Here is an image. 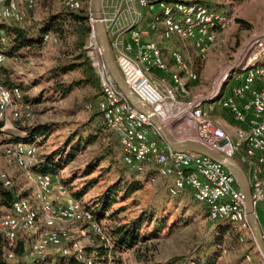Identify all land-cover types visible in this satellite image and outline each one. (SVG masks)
<instances>
[{"label": "built area", "instance_id": "1", "mask_svg": "<svg viewBox=\"0 0 264 264\" xmlns=\"http://www.w3.org/2000/svg\"><path fill=\"white\" fill-rule=\"evenodd\" d=\"M110 2L111 14L107 16L102 10V20L115 64L128 88L155 112L160 122H171L180 133L186 128L194 132L193 138L183 141L196 142L236 161L248 180L254 212L258 205L264 206V26L247 43L240 61L243 65L234 78H228V74L222 78L224 82H231L230 86L226 84L219 100L232 125L221 124L211 116L213 107L204 105L216 97L219 90L207 100L197 97L190 102L176 101V96L189 95L187 82L196 81L197 76L188 70L181 52L175 48L167 52L175 69L171 71L158 43L150 37L161 25V40L169 42L177 37L189 41L199 58L205 60L216 44L217 33L232 22L222 10L208 7L222 5L223 0ZM62 4L72 11L82 8L81 0H62ZM37 5L38 0H0V21L24 22ZM148 13L152 14L151 19L147 18ZM88 22L90 33L85 51L100 82L98 106L106 126L118 139L124 163L139 171L144 165L155 163L158 172L151 182L167 181L171 196L189 191L195 202L206 207L208 221L235 225L243 234L240 241L244 236L254 239L244 197L233 175L208 157L177 152L161 142L148 118L117 88L102 61L91 1ZM7 41L5 31L0 29V44ZM49 41L56 42V39L51 34L44 35L42 43ZM6 60V55L0 51V65ZM153 71L168 75L171 86L159 89L150 81ZM181 74L186 75L185 80ZM32 117V106L23 102L21 90L8 89L0 82L1 132L11 127V121ZM38 153L35 144L4 142L0 135V156L13 163L34 185L32 200L16 195L10 208L0 217V230L7 243L6 260H15L13 249L18 237L32 233L36 237L25 252L33 260L31 264H56V257H73L81 264H115L104 222L96 219L81 200L72 197L64 185L59 182L53 185V176L32 170L38 162ZM0 182L5 189L13 187L11 179L3 172H0ZM54 191L61 197L59 203L53 200ZM63 224L85 226V231L99 238L100 245L88 251ZM260 228L264 243V225ZM101 247L106 250L102 256L98 250Z\"/></svg>", "mask_w": 264, "mask_h": 264}, {"label": "rangeland", "instance_id": "2", "mask_svg": "<svg viewBox=\"0 0 264 264\" xmlns=\"http://www.w3.org/2000/svg\"><path fill=\"white\" fill-rule=\"evenodd\" d=\"M37 6L33 10V13L29 14L30 22L39 21L47 14L56 12L62 8L61 2L58 0H40ZM220 10L230 16L232 22L227 29L217 33L216 44L205 60L199 58L191 42L178 39L177 37H173L166 44L160 40L158 45L170 69H172L171 71L175 69L171 66L172 63L167 56V52L168 48L173 47L181 52L188 70L197 76L196 81L187 82L190 92L189 95L185 98L176 96V101L190 102L197 97H202L207 100L219 90L216 97L209 100V102H205V108H209V105L212 106L214 109L211 112L212 118L221 124L222 122H226V124L232 125L230 116L221 108V100H219L225 84L222 78L226 74L234 78V74L243 65L240 61L247 43L253 35L261 32L264 26V0H223ZM236 20H241L246 23L248 29H246L244 23H237ZM159 30L158 28V32ZM10 39L8 36L7 43L0 47L4 54H6L9 48ZM61 43L49 41L43 46H40L39 49H26L23 51L27 53V56L24 58H11L6 55L7 60L0 66V70L5 68L14 80L17 79V81L29 84V81L32 79L39 77L41 74L43 75L60 62L68 60L67 56H65L66 48H64V45L66 44L64 42ZM263 60L264 57L262 58ZM75 76V74L66 75L61 77L59 81H69ZM161 79H159L158 83L153 82L151 79L150 81L157 85L159 89H163L169 84H166L165 81V86H163L160 81ZM55 83L56 81H50L48 83L47 80L42 81L39 86L30 89L28 94L36 95L42 88H47ZM159 85L160 87L163 86V88H160ZM230 85L231 82L227 83V86ZM89 93H91V89L74 91L68 98L55 99V101L44 99L39 103L40 105L38 107L32 108L33 117L29 122L58 123L61 124L60 128H62L60 132L52 134L40 145L39 152H45L47 149L49 151L52 146L57 147L62 145L69 131L76 124L84 122L87 119L89 113L86 110L81 111L79 101L84 95H88ZM14 125L15 122L11 121V127L9 126L2 131L1 138L3 140L9 141L14 139V137H21V134L17 132ZM174 126H168V131L174 138H179L180 136H184L185 138L194 137V132L187 128L186 130L183 129L184 131L178 135L175 132ZM227 130L231 132L230 129L227 128ZM97 147L98 145L90 148V150H87L83 155L76 158L65 170H61L58 176L53 178V185L59 182V178H67L73 170L82 167L85 161L95 154V148ZM0 172L7 174L11 179L16 195L28 200L33 199V183L28 182L24 173L13 163L7 162L2 156H0ZM92 176H98L96 187L91 189L81 199L82 201H93L97 199L102 190L116 179L113 171L100 174V169H97L91 176L73 181L68 189L74 192L75 188H79L85 179L89 180ZM138 177L143 182V189L131 199L119 201V203L113 206L114 209L124 206L119 214L111 216L113 208L105 213L102 216L104 225L109 228L116 227L138 216L140 211L144 210L145 207L155 206L159 211H162L160 217L165 220L166 227L157 237L152 238L150 236L147 240L138 242L131 249L118 252L114 256L112 254L114 263L142 264L144 262H151L165 264L173 257L191 258L197 246L203 240L209 238L214 229V225L208 221L203 207L195 203L187 191L176 197L169 196V193H167L168 183H164L165 180L157 179L155 182H149L144 176L138 175ZM53 200L55 203L61 201V197L55 191L53 193ZM255 212L258 223L264 225V206L258 205L255 208ZM63 227L74 234L80 246L88 251L94 250L100 245L99 238L85 231V226L63 224ZM151 227L150 225L148 230H143V232L149 234ZM229 227L230 231L224 237L220 247V259L217 264H264V259L260 255L254 239L250 236H244V240L240 241V238L243 237L242 232L235 225L230 224ZM81 232L83 233L81 234ZM34 237L36 235L32 233L20 235V239L25 243L26 250ZM18 262L31 264L33 260L24 255ZM14 263L12 262L11 264Z\"/></svg>", "mask_w": 264, "mask_h": 264}, {"label": "trees", "instance_id": "3", "mask_svg": "<svg viewBox=\"0 0 264 264\" xmlns=\"http://www.w3.org/2000/svg\"><path fill=\"white\" fill-rule=\"evenodd\" d=\"M58 1L61 2L62 8L56 12L47 14L39 21L30 22V16L26 21L21 23L0 21V29L5 31L7 38L8 36L11 38L9 48L5 54L8 57H26L27 53L23 51L33 46H40L43 36L51 34L55 37L56 43L64 42L66 44L64 48H66L65 56H67L68 60L60 62L46 71L43 75L41 74L39 77L32 79L29 81V84L17 81V79L14 80L8 70L2 68L0 70V82L8 89L19 88L23 93V102L30 106H35L44 99H51V101H55V99H65L74 91L91 89V93L84 95L79 101V108L81 111L86 110L89 113L87 119L84 122L76 124L75 127L69 131L62 145L57 147L52 146L49 151L47 149L45 152H39L38 162L32 170L35 173L57 177L58 173L61 172V170H65L76 158L83 155L87 150H90V148L98 145V147L95 148V154L88 158L89 160L87 159L82 167L73 170L67 178H59L58 181L66 187L67 191H70L68 187L73 181L91 176L97 169H100V174L113 171L116 175V179L108 184L97 199L93 201H82L81 199L91 189L96 187L98 176H92L89 180L85 179L82 184H80L81 186L79 188H75L74 192H69L72 197L81 200L84 206L94 214L96 219L102 221V216L110 211L119 201L131 199L136 193L143 189V182L139 179L138 175L144 176L151 182V179L157 176L158 166L151 162L144 165L141 171L132 166H127L123 161L117 137L108 129L104 122L98 106L101 97L99 78L85 51L90 33L88 8L91 0H81L82 8L77 11L65 8L62 4V0ZM195 3L200 2L196 1ZM220 6L221 5H208V7L212 9H220ZM32 13L33 11L29 12V14ZM236 21L237 23H244L241 20ZM244 25L246 29H248V25L246 23H244ZM4 45L0 44V47ZM0 51L2 52L1 49ZM70 74H75L76 76L69 81H59L61 77ZM228 78H231V76ZM46 80L47 83L50 81H56V83L47 88H42L36 95L28 94L30 89L37 87L42 81ZM226 84L227 82H225L224 87ZM223 90L224 88H222V91ZM77 105L76 107H78ZM13 122H15L14 127L17 132L21 134V137H14L12 140L3 141L35 144L38 149H40V145L52 134H56L62 130V128H60L61 124L58 123H32L26 119H19ZM2 127L3 123L0 121V135L2 134ZM160 140L163 142L162 139ZM184 192H179L176 196ZM167 193H169V191ZM169 196L171 195L169 194ZM15 197L16 193L13 187L11 189H5L0 182V217L10 208ZM201 206L207 217L206 207L204 205ZM123 208L124 206L113 208L111 216L119 214ZM161 212L162 211H159L155 206H149L141 210L138 216L116 227L109 228L105 226L106 234L111 240V253L113 256L118 252L133 248L138 242L145 241L150 236L152 238L157 237L166 227L165 220L160 217ZM212 224L214 225V229L211 235L197 246L191 258L173 257L165 264H217L220 259V247L224 237L230 231V223L212 222ZM150 225L152 226L150 233L143 232V230H148ZM25 250L24 241L18 237L16 246L13 249L15 260L12 262H15L14 264H25L23 262H18L20 258L25 255ZM98 250L101 256L105 255L106 250L104 248L101 247L98 248ZM6 252L7 243L0 230V264L12 263L6 260ZM55 263L81 264L73 257H56ZM142 264L159 263L144 262Z\"/></svg>", "mask_w": 264, "mask_h": 264}, {"label": "water", "instance_id": "4", "mask_svg": "<svg viewBox=\"0 0 264 264\" xmlns=\"http://www.w3.org/2000/svg\"><path fill=\"white\" fill-rule=\"evenodd\" d=\"M91 9L94 15L95 23L94 30L98 40L99 48L101 51V58L107 67V70L113 79L117 88L125 96L127 101L141 114L145 115L151 122L154 129L157 131L160 139L169 146L172 150L177 152H192L210 158L218 163L226 170H228L236 180V183L244 197L245 209L247 219L252 229L254 242L260 255L264 259V243L261 238V228L255 216L251 192L246 175L240 165L233 159L224 157L221 154L214 153L204 148L200 144L193 141H179L175 140L169 133L167 128L157 118L155 112L144 102H142L126 85L116 64L112 51L110 49L109 40L106 32L105 25L102 20V0H91Z\"/></svg>", "mask_w": 264, "mask_h": 264}, {"label": "crops", "instance_id": "5", "mask_svg": "<svg viewBox=\"0 0 264 264\" xmlns=\"http://www.w3.org/2000/svg\"><path fill=\"white\" fill-rule=\"evenodd\" d=\"M39 2H40V0H38V4H39ZM112 2H110V0H102V10H103V12L105 13V14H107V16L108 15H110L111 14V9L109 8V5L111 4ZM38 7V6H37ZM151 15L152 14H150V13H148V19H151ZM160 26L161 25H159L158 26V28H160ZM152 40H154L156 43H158L161 39H160V36H159V32L158 31H156L155 33H152L151 34V37H150ZM163 43H167L166 41H163V40H161ZM45 43H42L40 46H43ZM40 46H38V47H35V46H33L32 48H30L31 50H34V49H39V47ZM170 48H173V47H170ZM170 48H168V50L170 49ZM168 64V63H167ZM169 65V64H168ZM182 75V77L184 78V80L186 79V75H184V74H181ZM162 78V79H161ZM150 79L153 81V82H155V83H158V81H159V79H161L160 81H161V83L163 84V86H165V81H166V84H169L168 86H171V81H170V77L167 75V76H165L164 74H162L161 72H157V71H153L152 73H151V75H150ZM39 86V85H38ZM163 86L162 87H160V85H159V87L160 88H163ZM70 97V96H69ZM68 98V97H67ZM40 104H37V105H35V106H32V108H34V107H38ZM175 132L179 135L180 134V132L177 130V129H175ZM171 134V133H170ZM172 135V134H171ZM172 137H173V135H172ZM174 138V137H173ZM175 140H179V141H183V140H185L186 138L184 137V136H180L179 138L177 137V138H174ZM164 183H167V181H164Z\"/></svg>", "mask_w": 264, "mask_h": 264}, {"label": "bare ground", "instance_id": "6", "mask_svg": "<svg viewBox=\"0 0 264 264\" xmlns=\"http://www.w3.org/2000/svg\"><path fill=\"white\" fill-rule=\"evenodd\" d=\"M162 124H164V126L167 128L168 130V126H171L172 123L171 122H167V121H161ZM171 128V127H170ZM172 129V128H171Z\"/></svg>", "mask_w": 264, "mask_h": 264}]
</instances>
